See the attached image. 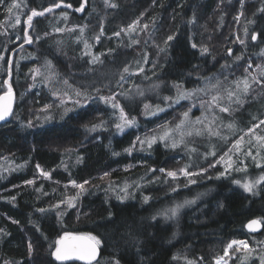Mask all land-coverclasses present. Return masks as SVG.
<instances>
[{"label": "trees", "instance_id": "1", "mask_svg": "<svg viewBox=\"0 0 264 264\" xmlns=\"http://www.w3.org/2000/svg\"><path fill=\"white\" fill-rule=\"evenodd\" d=\"M18 4L21 22L12 28ZM33 10L43 15L29 25ZM82 32L91 53L77 40ZM2 53L15 104L0 125V162L24 168L0 171V264H81L53 258L55 241L71 234L100 241L95 264H214L232 240L264 254V189L251 199L217 177L219 155L192 167L198 173L191 179H180L168 175L183 165L176 150L156 144L151 154L122 153L189 110L182 101L143 117L145 105H165L180 85L198 88L217 72L233 81L255 67L264 78V0H0ZM45 63L52 78L38 89L32 74ZM69 96L86 105L62 114L59 102ZM107 97L140 126L115 135ZM143 167L159 179L134 191L135 200L107 199L99 191L130 177L141 181ZM38 169L49 181L35 180ZM183 200L188 204L180 205L177 227L165 225L163 211ZM250 219L263 224L259 234L245 232ZM231 253L228 264H242V253Z\"/></svg>", "mask_w": 264, "mask_h": 264}, {"label": "rangeland", "instance_id": "2", "mask_svg": "<svg viewBox=\"0 0 264 264\" xmlns=\"http://www.w3.org/2000/svg\"><path fill=\"white\" fill-rule=\"evenodd\" d=\"M21 9L22 5L18 4L15 9L16 15L14 20L9 21L12 28L18 25L15 21L17 17L20 19V14L18 13ZM16 40H18L17 36L14 37V41ZM77 40H81L82 47L85 49V54L93 51V45L83 36V32ZM252 53L255 55L254 48H252ZM3 56L2 53L0 57L3 59ZM2 59H0V94L8 92L9 89V84L7 85L5 81L6 64L2 62ZM95 60L96 58H93V61ZM19 62V59L16 60L17 65H19ZM46 66V63L43 64L41 67L35 69L32 74L33 81H39L36 88L41 87V81L49 82L50 77L52 78V74L48 72ZM252 70L253 72H249L248 69H245L244 75L233 81H227L217 72L203 80L202 85L198 88L186 89L185 86L180 85V87L176 88L173 99H165L167 102H165L163 106L145 105L143 117L148 119L168 110L170 105H176L182 101H188L191 104L189 110L186 111L188 113L187 119H185L183 113L180 120L171 125L164 126L157 132L149 133L141 137L137 142L126 147L122 153L129 155L151 154L152 148L156 144H160L163 148L170 151L176 150L180 153L177 161H183L180 171L174 172L178 174L175 177H179L180 179L183 177L191 179V175H184V171L192 174L195 171V169L191 170L192 167L204 162L208 156L216 157L219 155L215 165L220 166L221 171L217 173V177L229 178L232 184L236 185L251 199L261 197L262 190L264 189V139H262L264 138V124L260 122L264 121V78L260 75V70H258V68L255 67L252 68ZM245 81L248 84L247 91H245ZM63 90L61 88V91ZM229 92L232 93L231 98L229 97ZM213 96H219V100L214 104L212 102ZM69 97L59 102V112L62 114H65L70 109L84 108L86 105V102L76 97ZM105 102L115 111L113 116L111 115L110 120L111 126L115 130V135H119L124 127L140 126L138 121L139 118L129 120L121 106L114 101V99L107 97ZM210 105L212 106L210 107ZM219 107H227L229 111L221 112ZM121 110L124 114L123 118L121 117ZM48 115V113L43 115V123L48 121ZM181 121H184V123L181 128L177 129L176 126L179 125ZM197 121L200 122L198 123ZM21 124V127L29 130V123ZM117 124L121 125V127L117 128ZM229 125H232V127L229 128ZM256 125L259 126L255 127ZM250 129L252 131H249ZM166 132L168 135H165ZM181 133H183V136H181ZM241 137H243L242 140ZM231 138H234V142L240 141L238 149L232 147L234 142H229ZM173 143H176L175 147H173ZM149 144H151V146H149ZM129 149L131 150L130 152L128 151ZM229 149L232 150L229 151ZM221 157H223V159H221ZM185 160L187 162H185ZM143 163L145 162L140 161L137 165H142ZM21 165L23 164L14 160L5 163L1 161L0 171L3 172L2 175L4 171L5 173L11 172V174H13L24 168ZM151 170H153V168H151ZM143 171L144 174L141 176V181L130 177L129 179H124L119 184H109L106 188L102 187L99 191L106 196L107 199L110 197L115 198L117 194H121L125 195V198H121L120 200H135L137 197L133 195L134 191L139 190V192L142 193L144 189L142 187H145V185L151 187L153 186L152 183L157 184L159 179V177H151L152 173L144 167ZM38 174L39 176H37L35 180L44 179L49 181L48 173H46L47 175H43L38 169ZM194 183H196V181ZM245 184L252 185V190L247 191L244 187ZM141 197L143 201L147 203L151 202V199L146 196ZM181 203H179V205L182 206L188 204V201L183 200ZM177 204L178 203L169 205L163 211V223L165 225L177 227V225L174 224L179 221V216H177V214L181 207L178 208L175 215H172L170 211L171 209L177 208ZM262 208L264 215V204ZM259 220L264 222L263 217H259ZM232 241L227 244L223 253L216 257L213 262L220 257H223L226 261H229L230 258H234L235 254L231 253V250L234 249L235 253H242V264H264V254L261 251H257L255 248H251L249 242L246 244L247 247H240L236 244L233 245L231 249H228V245ZM226 249L228 250L227 255H225ZM256 259H259V262H256ZM117 262L116 260H111L110 264H117ZM4 264H12V262L8 259Z\"/></svg>", "mask_w": 264, "mask_h": 264}, {"label": "snow or ice", "instance_id": "3", "mask_svg": "<svg viewBox=\"0 0 264 264\" xmlns=\"http://www.w3.org/2000/svg\"><path fill=\"white\" fill-rule=\"evenodd\" d=\"M115 5H113L114 7ZM57 7H59V5H57ZM83 9V6H81L80 9H77L78 11H81ZM48 11H51V9H48ZM38 15H43V12H37L36 10H33L31 15L27 17V23L29 25H31V21L32 18L34 16H38ZM16 24L20 23V19L19 17L16 18ZM145 27H147V25H145ZM168 40H171L172 37L169 36L167 38ZM252 39L255 40L256 36L253 35ZM28 42L30 43L31 40L29 39ZM193 47H195V45H193ZM202 51H207V49H203ZM0 59H2V57H0ZM127 71V69H125ZM245 91H247L248 88V84L245 81ZM187 95V94H185ZM232 93L229 92V97L231 98ZM219 100V96H213L212 97V102L213 104ZM11 102H12V90L11 87L9 86L8 92L6 93L5 96L0 97V121L5 120L6 117H8L9 115H11ZM212 105H210L211 107ZM219 110L221 112H227L229 111V109L227 107H219ZM185 119H187L188 117V113L185 112L184 114ZM124 114L123 111L121 110V117L123 118ZM198 123L200 121H197ZM184 121H181V123L179 125H177V129L181 128V126L183 125ZM261 124H264V121L260 122ZM259 125H256L255 127H258ZM121 125L117 124V128H120ZM229 128L232 127V125L228 126ZM249 131H252L251 129ZM190 134V133H189ZM165 135H168V133L166 132ZM181 136H183V133H181ZM243 139V137H241V140ZM264 139V138H262ZM239 144L240 141H236L233 144V148H239ZM149 146H151V144H149ZM176 146V143H173V147ZM232 149H229V151H231ZM129 152L131 151L130 149L128 150ZM214 154V153H213ZM227 155V154H226ZM221 159H223V157H221ZM230 166V165H229ZM161 171H163V169H161ZM43 175H47L46 173H42ZM195 173H188L187 171H184V175H194ZM169 176L175 177L176 173L174 172H169L168 173ZM192 183H194L195 181H191ZM28 183H32V181H29ZM87 183V182H85ZM80 188H83V185H79ZM245 189L247 191H251L252 190V185L250 184H245L244 185ZM147 199V198H146ZM181 207L180 205L177 206V208L171 209L170 211L172 212V215H175L178 208ZM43 211V210H41ZM257 223V221H252L251 224H249V228L252 229L253 225H255ZM79 241V240H88L91 241V243L87 244V245H80V244H69L68 241ZM100 241L97 240L95 237L93 236H88V237H70L68 235H65L63 238H61L60 240L55 241V251L52 252V255L55 257V259L57 261H64V260H68L71 259L73 257H75L76 259H80V260H84L87 261L88 264H91V262L96 258V246L99 245ZM243 245L244 247H247L246 243L244 241H232L229 245H228V249H231L233 245ZM29 249L31 250V245H29ZM228 254V250H225V255ZM221 259H218L216 261V264H221ZM118 264V262H117Z\"/></svg>", "mask_w": 264, "mask_h": 264}, {"label": "water", "instance_id": "4", "mask_svg": "<svg viewBox=\"0 0 264 264\" xmlns=\"http://www.w3.org/2000/svg\"><path fill=\"white\" fill-rule=\"evenodd\" d=\"M10 63H11V58L9 59V65L10 66ZM12 90V89H11ZM7 92H3L0 94V97H3L6 95ZM14 104H15V97H14V92L12 90V102H11V115L13 113V109H14ZM11 115H9L8 117L5 118V120L3 121H0V125H3V124H6L8 123ZM252 221H257V223L255 225H253V228L250 229L248 226L249 224H251ZM244 230L247 234H250V235H257L259 234L261 231H262V224L259 220L257 219H250L248 220L245 225H244ZM70 237H88L87 235L85 234H71V235H68ZM63 238V237H62ZM69 244H80V245H87L89 243H91V241H88V240H79V241H68ZM96 258L91 262V264H95L99 257H100V250H99V247L98 245L96 246ZM54 260L58 263H67V262H79L81 264H88L87 261H84V260H80V259H76L75 257L71 258V259H68V260H64V261H57L55 259V257L53 256Z\"/></svg>", "mask_w": 264, "mask_h": 264}, {"label": "built area", "instance_id": "5", "mask_svg": "<svg viewBox=\"0 0 264 264\" xmlns=\"http://www.w3.org/2000/svg\"><path fill=\"white\" fill-rule=\"evenodd\" d=\"M215 264H216V262H215ZM221 264H224V261L223 260H221Z\"/></svg>", "mask_w": 264, "mask_h": 264}, {"label": "bare ground", "instance_id": "6", "mask_svg": "<svg viewBox=\"0 0 264 264\" xmlns=\"http://www.w3.org/2000/svg\"><path fill=\"white\" fill-rule=\"evenodd\" d=\"M8 85V84H7ZM9 87V86H8ZM258 220V219H257ZM261 222V221H260ZM262 224V223H261ZM262 229H263V224H262Z\"/></svg>", "mask_w": 264, "mask_h": 264}, {"label": "flooded vegetation", "instance_id": "7", "mask_svg": "<svg viewBox=\"0 0 264 264\" xmlns=\"http://www.w3.org/2000/svg\"><path fill=\"white\" fill-rule=\"evenodd\" d=\"M79 263V262H78Z\"/></svg>", "mask_w": 264, "mask_h": 264}]
</instances>
